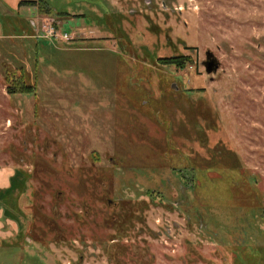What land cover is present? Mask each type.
Here are the masks:
<instances>
[{"label": "rangeland", "instance_id": "obj_1", "mask_svg": "<svg viewBox=\"0 0 264 264\" xmlns=\"http://www.w3.org/2000/svg\"><path fill=\"white\" fill-rule=\"evenodd\" d=\"M0 236V264H264V0H0Z\"/></svg>", "mask_w": 264, "mask_h": 264}, {"label": "trees", "instance_id": "obj_2", "mask_svg": "<svg viewBox=\"0 0 264 264\" xmlns=\"http://www.w3.org/2000/svg\"><path fill=\"white\" fill-rule=\"evenodd\" d=\"M27 3V1H23V2H21L20 4H19V6L21 7V6H23V5H25ZM28 3H29V5L30 6H32V4H33V1H28ZM45 4L47 5V3L46 2H41V7H40V5H39V9H40V14L42 15V14H46V15H50L51 14V8H47V6H45ZM29 5H27V6H29ZM35 38V37H34ZM35 41V40H34ZM38 41H40V40H36V49L38 50V47H37V44H38ZM49 54H50V52H49ZM51 55V54H50ZM37 58L39 59V57L37 56ZM36 58V60H38ZM166 65H168V66H172V65H180L178 62H174L173 60H168V61H165L164 62ZM20 75H21V80L23 79V85H24V87H26V91H31L32 93L31 94H33V92L35 93L36 92V87H35V85H30V84H28V83H26L25 81H27V74H26V77L24 76V74L22 73V71H21V73H20ZM23 77V78H22ZM21 82V81H20ZM26 83V84H25ZM11 91V90H10ZM23 93H25V91L23 92ZM10 94H12V93H10ZM28 94H30V92H28ZM243 264V263H242ZM244 264H246V263H244Z\"/></svg>", "mask_w": 264, "mask_h": 264}, {"label": "flooded vegetation", "instance_id": "obj_3", "mask_svg": "<svg viewBox=\"0 0 264 264\" xmlns=\"http://www.w3.org/2000/svg\"><path fill=\"white\" fill-rule=\"evenodd\" d=\"M66 36H67L68 39H69V35L66 34ZM209 62H210V61H208V62L205 64L206 67H207V64H208ZM71 84H72V83H70V84H67V83H66V84H61V86H62V87H61L62 90H69L70 87H69L68 85H71ZM82 95H83V94H81V97H82ZM77 99H78V98H77ZM77 99H75V100H70L69 103H70V104H74V103L76 102V103L78 104V106H80V109H82V108H81V106H82V107H83V110L89 113V109H90V108L86 107V104H82L81 101H80V100H77ZM94 101H95V100H94ZM102 112H103V111H102ZM104 114H105V113H104ZM88 115H89V114H88ZM43 116H44V117H45V116H46V117H49V114L44 113ZM111 121H112V118H111ZM105 122L110 123V125L107 124V123H106V124H107L108 127H109V128H107V129L111 130V129H112L111 122H108L107 120H106ZM50 130H51V129H50ZM77 131H78V130H77ZM79 131H80V130H79ZM169 131H170V130H169ZM51 132H53V130H51ZM54 132H55V131H54ZM105 132H106V131H105ZM68 133H69V135L71 136V138H73V139H76L77 137H79V134L75 136V135H74V132L71 131V130H69ZM75 133H77V132H75ZM107 134H108V133H107ZM172 145H173V143L171 142V143L169 144V146H172ZM9 182H10V180H9ZM7 187H10V186H7ZM31 209H32V208H30V210H31ZM57 211H58V210H57ZM32 213H33V212H32ZM32 213H31V215H32ZM84 214L87 215V214H88V211H84ZM79 218H80V220H81V219H82V215H80ZM15 220H16V219H15ZM16 222H17V224L19 225V221L16 220ZM0 238H1V236H0Z\"/></svg>", "mask_w": 264, "mask_h": 264}, {"label": "water", "instance_id": "obj_4", "mask_svg": "<svg viewBox=\"0 0 264 264\" xmlns=\"http://www.w3.org/2000/svg\"><path fill=\"white\" fill-rule=\"evenodd\" d=\"M210 57H211V55L208 56V59H211ZM206 70H207V73L211 74V73L216 72L218 70V66L216 65V63L214 61H210L207 64Z\"/></svg>", "mask_w": 264, "mask_h": 264}, {"label": "built area", "instance_id": "obj_5", "mask_svg": "<svg viewBox=\"0 0 264 264\" xmlns=\"http://www.w3.org/2000/svg\"><path fill=\"white\" fill-rule=\"evenodd\" d=\"M67 37V36H66Z\"/></svg>", "mask_w": 264, "mask_h": 264}]
</instances>
